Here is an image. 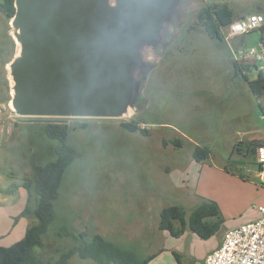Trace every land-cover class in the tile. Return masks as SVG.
Masks as SVG:
<instances>
[{
  "label": "rangeland",
  "instance_id": "374dc122",
  "mask_svg": "<svg viewBox=\"0 0 264 264\" xmlns=\"http://www.w3.org/2000/svg\"><path fill=\"white\" fill-rule=\"evenodd\" d=\"M211 3H226L243 17L264 16V0H155L154 20L133 34L136 58L122 65L127 92L120 117L31 119L19 116L13 105L12 66L22 58L27 37L20 35L17 18L3 14L0 0V230L4 226L10 233L0 247L23 239L16 237L24 223L16 227L13 217L27 203L24 185L34 165L56 160L55 143L42 133L47 121L71 125L77 157L60 190L45 256L75 244L56 238L55 230L64 226L76 235H101L141 257L158 254L150 264H203L223 231L257 219L250 214L258 213L264 186L252 158L233 150L239 142L264 143V97L235 77L233 63L247 60L243 53L259 46L260 34L227 39L224 29V42L209 38L197 25V13ZM118 5L109 1L110 8ZM104 78L103 88L114 86L108 69ZM248 78L257 79L258 72ZM124 123L149 135L125 130ZM176 140L181 147L172 143ZM196 146L210 148L208 160L194 161ZM205 200L218 204L225 221L214 237L204 240L187 227L175 238L159 229L164 209L182 206L188 219ZM30 221L29 227L35 223ZM69 264L98 263L74 256Z\"/></svg>",
  "mask_w": 264,
  "mask_h": 264
},
{
  "label": "water",
  "instance_id": "95a60500",
  "mask_svg": "<svg viewBox=\"0 0 264 264\" xmlns=\"http://www.w3.org/2000/svg\"><path fill=\"white\" fill-rule=\"evenodd\" d=\"M109 1L15 0V18L27 37L12 66L19 116H121L127 92L122 65L135 57V30L154 20L155 0L151 6L148 0H118L115 8ZM106 69L114 86L103 88Z\"/></svg>",
  "mask_w": 264,
  "mask_h": 264
},
{
  "label": "trees",
  "instance_id": "16d2710c",
  "mask_svg": "<svg viewBox=\"0 0 264 264\" xmlns=\"http://www.w3.org/2000/svg\"><path fill=\"white\" fill-rule=\"evenodd\" d=\"M1 11L8 20L16 16L15 0H2ZM226 3H211L202 7L197 13V25L205 31L213 40L224 42L223 30L228 29L234 22L244 19ZM259 42L264 45V25L258 30ZM236 78L248 81L251 91L258 97H264V76L260 72V64L256 60L242 59L233 63ZM258 72V78L250 81L248 73ZM123 129L132 133H140L148 136V131L140 129L135 124L124 123ZM86 125H83L85 128ZM45 138L55 143L52 148L56 160L47 164H35L32 179L24 185L28 193L27 203L21 214L14 218V223L19 218L35 220L29 227L22 240L9 247H0V264H69L74 256L82 260H93L98 264H150L158 254L141 257L136 251L118 245L105 239L101 235L90 236L87 233H75L66 231L64 226L55 230L56 238H69L74 245L65 251L57 250V256H45L43 251L45 239L55 223L56 206L60 197V190L72 164L76 160L77 152L71 144V125L66 123L45 122L41 125ZM177 147H181V141H173ZM264 145L260 141L239 142L235 145L233 154L244 159L252 158L257 167L256 152ZM211 150L208 147L196 146L193 151V159L197 163L208 160ZM243 180H248L239 176ZM220 208L215 201H203L195 207L187 219V212L182 206H171L161 212L159 229L168 232L171 236L179 238L186 228L198 237L208 240L218 234L223 225ZM178 263L180 257L176 255Z\"/></svg>",
  "mask_w": 264,
  "mask_h": 264
},
{
  "label": "built area",
  "instance_id": "2783aa9c",
  "mask_svg": "<svg viewBox=\"0 0 264 264\" xmlns=\"http://www.w3.org/2000/svg\"><path fill=\"white\" fill-rule=\"evenodd\" d=\"M263 25V15H249L229 26L227 39L258 31ZM242 57L256 60L264 76L263 44L248 49ZM256 161L257 179L264 186V145L257 149ZM258 213L256 220L226 230L220 246L206 256L203 264H264V204Z\"/></svg>",
  "mask_w": 264,
  "mask_h": 264
},
{
  "label": "crops",
  "instance_id": "0c3cea01",
  "mask_svg": "<svg viewBox=\"0 0 264 264\" xmlns=\"http://www.w3.org/2000/svg\"><path fill=\"white\" fill-rule=\"evenodd\" d=\"M20 196H21V195H20ZM263 204H264V196L262 197V199H261L259 205H263ZM25 205H26V202H25L24 206L21 207V209L18 211V213L13 217V220H14V218L18 217V216L21 214V212L24 210ZM258 217H259V213H257V212H254V211H253V214H252V213L250 214V219H252V220L255 219V218H258ZM250 219H249V220H250ZM23 221H25V222H23ZM247 221H248V220H247ZM21 223H24V227H25V229H23V227L21 226V229L19 230L20 232H18V236L16 237V240H19V238H20L22 235H23V238H24V236H25V234H26V231H27L29 225L32 224V222L30 221L29 218H21L20 221H18L17 223H14V224H15L16 227H18L19 225H23V224H21ZM233 224H236V223H233ZM241 225H242V224H241ZM238 226H239V225H238ZM16 227H15V228H16ZM235 227H237V226H235ZM235 227H233V228H235ZM6 230H7V229H5V227L3 226L2 229L0 230V232H1V234H0V239H3V238H5L6 236H8V235L10 234V233H9L8 231H6ZM22 231H23V232H22ZM19 233H20V234H19ZM224 233H225V231H223L222 234H221V236H219V238H218L217 242L215 243V245H214L212 251L215 250V249H217V248L220 246V244H221V242H222V239H223V235H224Z\"/></svg>",
  "mask_w": 264,
  "mask_h": 264
},
{
  "label": "bare ground",
  "instance_id": "6f19581e",
  "mask_svg": "<svg viewBox=\"0 0 264 264\" xmlns=\"http://www.w3.org/2000/svg\"><path fill=\"white\" fill-rule=\"evenodd\" d=\"M20 35H21L22 37H24V36L26 35V32H25V30H24L23 28L20 29ZM90 106L93 107V106H95V105H94L93 102H90Z\"/></svg>",
  "mask_w": 264,
  "mask_h": 264
}]
</instances>
